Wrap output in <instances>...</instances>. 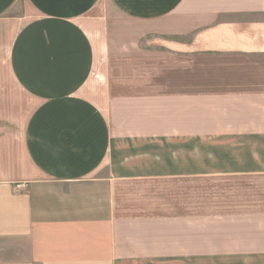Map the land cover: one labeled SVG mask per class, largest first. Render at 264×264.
<instances>
[{"label": "crops", "instance_id": "crops-1", "mask_svg": "<svg viewBox=\"0 0 264 264\" xmlns=\"http://www.w3.org/2000/svg\"><path fill=\"white\" fill-rule=\"evenodd\" d=\"M0 264H264V0H0Z\"/></svg>", "mask_w": 264, "mask_h": 264}, {"label": "built area", "instance_id": "built-area-1", "mask_svg": "<svg viewBox=\"0 0 264 264\" xmlns=\"http://www.w3.org/2000/svg\"><path fill=\"white\" fill-rule=\"evenodd\" d=\"M15 186H16V188L21 189V188L26 186V183H17Z\"/></svg>", "mask_w": 264, "mask_h": 264}]
</instances>
